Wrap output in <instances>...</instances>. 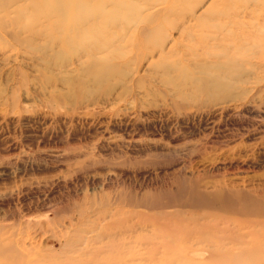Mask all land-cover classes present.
<instances>
[{"label":"rangeland","instance_id":"obj_1","mask_svg":"<svg viewBox=\"0 0 264 264\" xmlns=\"http://www.w3.org/2000/svg\"><path fill=\"white\" fill-rule=\"evenodd\" d=\"M148 1L86 0L83 10L75 0H0V264H264V0H156L144 14L165 3L175 13L149 33L158 43L141 83L140 59L117 57L131 60L136 47L81 71L62 43L74 32L66 24L86 15V36L123 46L136 3ZM186 10L204 30L193 20L180 33ZM221 49L242 59L229 96L181 84L177 71L165 85L154 66L191 67ZM77 75L86 88L65 81ZM217 191L221 206L204 200ZM187 228L223 243L184 245Z\"/></svg>","mask_w":264,"mask_h":264},{"label":"bare ground","instance_id":"obj_2","mask_svg":"<svg viewBox=\"0 0 264 264\" xmlns=\"http://www.w3.org/2000/svg\"><path fill=\"white\" fill-rule=\"evenodd\" d=\"M92 1V0H91ZM134 3V1H131ZM59 4H61L60 2H58ZM105 3V2H104ZM58 4V6H59ZM156 4H159L158 1L156 0H150L148 2H146V4H142L140 3L138 5V3H136V7H135V17H136V21L133 20L135 22V24L131 23V21H127L126 23V28H133L134 32L133 34H131L132 37H130V39L128 40L127 38H125V41L127 42H124L123 43V46H115L114 44L112 45L111 42H107V41H101V42H98L97 40H94L91 38V36L87 35L86 36V15H81L76 17L74 16V19H72L71 21H69L66 26H68L67 29L71 28V30H73L74 32L71 33V31H69L70 33H63V31H61V28H60V31H61V34L63 36V38L65 39H62V37L60 38L61 41L64 40L62 43H64V47L66 45V47L68 48V50L70 49L71 51H73L74 53H76V58L77 60H82L81 64H82V68L81 71L86 70V61L88 62L87 63V68L91 69L93 68L96 64H98L100 61H108L109 60V55L110 53L114 52L116 49H122V48H126L127 46L129 47H136L137 48V53L133 55V58L131 60H128L127 58V53L126 52H119V54L117 55V57L121 60H123V63H126L129 64L131 62H135L137 60L140 59V62L138 63V66L136 68V72L133 73V76H132V79L134 81H136V83H141L140 80H141V77L142 75H139V70L141 69L142 67V64L144 62V60L147 62L148 61V67L151 68V65H152V60L151 57H153L156 53V46L157 43H158V39L156 40H152L151 39V35L149 34L150 31H152L155 27H157L158 25V22H161L162 23V18L161 17H164V14L166 12H171V11H174V7L173 5L170 3H165L164 5V8H162L161 11H158V12H149V13H146L144 14L145 10L146 9H151L153 7H155ZM75 5H82V9H86V0H75ZM105 5V4H104ZM133 5V4H132ZM131 5V6H132ZM62 6V4H61ZM79 7V6H77ZM77 7L75 9H77ZM60 9V8H58ZM62 9H64V7H62ZM52 11V10H51ZM64 11V10H63ZM48 12V11H47ZM77 12V10H76ZM177 12V11H176ZM46 13V12H45ZM172 13V12H171ZM175 13V11H174ZM186 14L182 15V22L179 23V25L177 26V29L180 31V33H184L185 32V27H186V24L185 22H188V21H193L194 22L191 24V28L192 29H195V30H204V28L202 27L203 26V21H201L199 18H200V15H197L195 14L196 11H192L190 12V10H186L185 12ZM59 14V13H58ZM64 14V12H63ZM77 14V13H76ZM86 14V13H85ZM67 15V14H66ZM98 15V14H97ZM180 15V14H179ZM52 13L49 14H46V21H49L50 23V27H48V29L51 31V29H53L54 31L56 30L55 29V25H53L54 23L52 22ZM110 16V15H109ZM99 17V16H98ZM73 18V17H72ZM98 19V18H97ZM55 21V19L53 20ZM93 21V19H92ZM52 22V23H51ZM110 22V21H109ZM48 23V22H47ZM48 23V24H49ZM99 23V22H98ZM160 25L161 26H164L163 23ZM23 24V23H22ZM59 25V23H57ZM56 24V26H57ZM167 24V23H166ZM85 25V26H84ZM92 25V24H91ZM61 26V25H60ZM59 26V27H60ZM94 26V25H93ZM231 26H235L237 27V29H239L240 33L242 32V23H232ZM59 27L57 26V31L59 29ZM122 27V26H121ZM17 28V27H16ZM45 28V27H44ZM65 28V29H66ZM88 28V27H87ZM212 28H218L220 29L221 31L220 32H223V29L225 28V25H212L210 28L208 29H212ZM5 29V28H4ZM64 29V28H63ZM52 30V31H53ZM23 31V30H22ZM21 31V32H22ZM88 32V31H87ZM32 33V32H31ZM52 33V32H51ZM57 33V32H56ZM55 33V34H56ZM20 34V33H19ZM27 34V33H26ZM35 34V32H34ZM53 34V33H52ZM228 34H231L228 33ZM12 35V34H11ZM95 35V34H94ZM9 36H10V33H9ZM37 36V35H35ZM199 36L200 38H204L206 39V37L208 38V36L205 34L203 35L201 32L199 33ZM39 37V36H38ZM41 38V37H40ZM42 40V39H41ZM149 41H152L151 44H153V48L149 49V50H142V52L139 50L138 47H143L142 44H145V43H149ZM34 43V42H33ZM32 43V44H33ZM161 45H164V41H161L160 42ZM63 45V44H62ZM183 45V44H182ZM181 45V46H182ZM61 46V44H60ZM185 46V44H184ZM183 46V47H184ZM52 47V46H51ZM182 47V48H183ZM187 51H185V54H188V51H192V52H195L194 51V48L191 46V45H187ZM185 47V48H186ZM173 48V47H172ZM224 48V47H223ZM66 49V48H65ZM133 49V48H132ZM67 50V51H68ZM161 52L163 53L164 55V51L165 49L164 48H161L160 49ZM144 51V52H143ZM184 51V50H183ZM221 53L219 52H214L211 54V57L214 58V60H209V61H199V58L198 60H193L192 62V65L191 67H180L179 65L181 64V62L179 61V63L175 62V63H172L169 64L167 63L165 60H162V59H159L158 62H156L154 64V66H162V79H160V81H162L165 85H167L169 82H171L172 80V73L171 71H177L179 74L178 76L176 77H184L183 80L182 78L180 79V83L181 84H193V85H196V86H200V87H207L209 89V95L214 97L215 98H218L220 97L221 95L220 94H224L225 96H229L231 92L229 90V87L232 86L234 84V82H237V81H242V77L240 75H237V69L240 68V66H242V59L239 61H237L235 58H233L232 56H229L228 55V52L225 51L224 49H221ZM72 52V53H73ZM102 52H105L107 53L105 57H99V53H102ZM180 51H176V53H179ZM73 53V54H74ZM215 53H219V54H215ZM223 53L227 54V55H224ZM86 55H89V57H93V60L91 61H88V59L86 60H83L84 57H86ZM178 55V54H177ZM176 55V56H177ZM224 55V56H223ZM186 56V55H185ZM188 56V55H187ZM194 56V55H193ZM197 56V55H196ZM176 58V57H175ZM178 58V57H177ZM176 58V59H177ZM187 58H191L190 56H188ZM216 58V59H215ZM70 59V58H69ZM205 59H208V58H205ZM190 60V59H189ZM202 60V59H200ZM168 61V59H167ZM238 62V65L235 66V63ZM169 62V61H168ZM145 63V62H144ZM114 65V64H113ZM121 65V64H120ZM97 66V65H96ZM153 66V70H155ZM189 66V65H188ZM110 67V65H109ZM116 67V65H115ZM115 67H113L115 69ZM127 67V66H126ZM145 67V66H144ZM236 67H239V68H236ZM119 68V67H118ZM147 68V67H146ZM145 68V69H146ZM148 68V69H149ZM106 69V68H105ZM107 69H109L111 71L110 68L107 67ZM120 69V68H119ZM118 69V70H119ZM144 69V70H145ZM159 68H157V71H158ZM124 70V69H123ZM121 71V75L120 77H123L125 74H124V71ZM150 70V69H149ZM160 70V69H159ZM105 71V70H104ZM108 71V70H107ZM114 71V70H113ZM196 71V72H195ZM89 72V70H88ZM101 72V71H100ZM106 72V71H105ZM117 72V71H116ZM148 72V71H146ZM154 72V71H153ZM152 72V73H153ZM156 72V71H155ZM195 72L196 75H193ZM239 72V71H238ZM93 73V72H92ZM120 73V72H119ZM118 73V74H119ZM68 74V73H67ZM150 74V72H149ZM148 74V75H149ZM154 74V73H153ZM84 75V73H83ZM112 75V74H111ZM157 75V74H156ZM160 75V74H159ZM158 75V76H159ZM67 76V75H65ZM105 78L106 76V73H105ZM113 76V75H112ZM127 76V75H126ZM171 76V77H170ZM63 77V76H62ZM102 77V76H101ZM110 77V76H109ZM125 77V76H124ZM156 77V76H155ZM147 78V76H146ZM61 79V78H60ZM71 79H75L77 80L78 84H79V87L80 89L82 88H86V80L84 81V78H80V76L77 75V77H74V76H68L65 78V81L66 82H69ZM149 79V78H148ZM154 80V78H152ZM151 79V80H152ZM24 80V79H23ZM150 80V81H151ZM157 80V79H156ZM64 81V82H65ZM119 81V80H118ZM120 82V81H119ZM135 83V82H134ZM56 85V84H55ZM164 85V86H165ZM181 86V85H179ZM55 92V91H54ZM55 95V97H57L56 99H61L59 97L58 94H53ZM201 194V193H200ZM207 194V197L204 198V200H208L210 203L212 204H216L218 206H221V203L223 201V192L222 191H217L215 193H205ZM239 195L242 194V192L238 193ZM202 195V194H201ZM227 221V220H226ZM203 224V223H202ZM217 224V223H216ZM235 224V223H234ZM197 225V224H196ZM237 225V224H236ZM200 226V225H199ZM201 227V226H200ZM231 227V226H230ZM180 229V228H179ZM204 228H202L203 230ZM226 229V228H225ZM224 229V230H225ZM187 229H184V232L185 235H184V239H182V242L184 243V245H188L189 243L190 244H194V247H198L196 245H199V244H205V243H217L218 244H222L223 243V240H222V237L221 236H218L215 235L210 232V233H206V234H202V230L201 233L199 232H195L194 230L190 229L193 231V235H195V233H198V235L196 236H191V231H187ZM227 230V229H226ZM205 231V230H204ZM212 231V229L210 230ZM223 231V230H222ZM215 232V231H213ZM177 233V232H176ZM177 238V237H176ZM172 239V238H171ZM180 239V238H179ZM224 239V238H223ZM173 240V239H172ZM178 240V239H177ZM175 240V241H177ZM228 242H233V241H228ZM227 243V242H225ZM164 246V245H163ZM200 246V245H199ZM179 247V246H178ZM193 247V248H194ZM205 247V246H203ZM211 248V247H210ZM209 248V249H210ZM164 249V248H163ZM180 249V247H179ZM185 249V248H184ZM183 249V250H184ZM205 249V248H204ZM208 249V248H206ZM212 249V248H211ZM193 250V249H192ZM230 250V249H229ZM188 252V251H187ZM186 252V253H187ZM203 253L202 250H197L194 252V254H201ZM155 255V254H154ZM188 256V255H187ZM212 257V256H211ZM213 258V257H212ZM182 259V258H181ZM161 260V259H160ZM165 261V260H164ZM211 261V260H210ZM160 262V261H159ZM163 264H167L165 262H163Z\"/></svg>","mask_w":264,"mask_h":264}]
</instances>
